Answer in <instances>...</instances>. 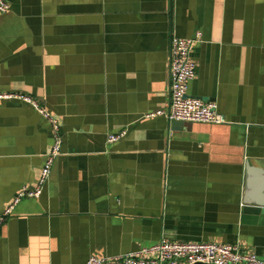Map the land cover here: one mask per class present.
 <instances>
[{
	"label": "crops",
	"instance_id": "crops-1",
	"mask_svg": "<svg viewBox=\"0 0 264 264\" xmlns=\"http://www.w3.org/2000/svg\"><path fill=\"white\" fill-rule=\"evenodd\" d=\"M0 12V264H85L163 238L264 258V0H8ZM222 123L170 121L171 35ZM8 95V96H6ZM125 131L119 140L109 135Z\"/></svg>",
	"mask_w": 264,
	"mask_h": 264
},
{
	"label": "built area",
	"instance_id": "built-area-1",
	"mask_svg": "<svg viewBox=\"0 0 264 264\" xmlns=\"http://www.w3.org/2000/svg\"><path fill=\"white\" fill-rule=\"evenodd\" d=\"M10 9L8 0H0V12ZM201 33L194 37L171 35L169 41V91L170 101L167 109L155 113L165 115L170 121L189 122H225V116L219 111L216 101L204 100L189 93V82L195 76V62L192 48L201 41ZM5 95L0 94V97ZM8 96V95H6ZM36 109L52 124L53 145L41 168L37 185L34 188L23 187L16 198L0 215V229L14 205L23 197H39L48 182L55 159L61 154L62 135L59 121L37 101L25 96ZM125 131L109 135L114 142L125 135ZM264 264V258L255 253H247L233 243L209 241H177L169 238L141 247L138 250L114 256L91 255L85 264Z\"/></svg>",
	"mask_w": 264,
	"mask_h": 264
},
{
	"label": "water",
	"instance_id": "water-1",
	"mask_svg": "<svg viewBox=\"0 0 264 264\" xmlns=\"http://www.w3.org/2000/svg\"><path fill=\"white\" fill-rule=\"evenodd\" d=\"M195 264H209V263H202V262H197Z\"/></svg>",
	"mask_w": 264,
	"mask_h": 264
}]
</instances>
